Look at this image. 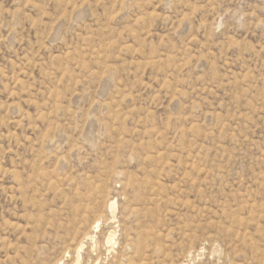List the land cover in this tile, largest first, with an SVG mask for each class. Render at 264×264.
Here are the masks:
<instances>
[{
  "label": "rangeland",
  "instance_id": "obj_1",
  "mask_svg": "<svg viewBox=\"0 0 264 264\" xmlns=\"http://www.w3.org/2000/svg\"><path fill=\"white\" fill-rule=\"evenodd\" d=\"M0 264H264V0H0Z\"/></svg>",
  "mask_w": 264,
  "mask_h": 264
},
{
  "label": "bare ground",
  "instance_id": "obj_2",
  "mask_svg": "<svg viewBox=\"0 0 264 264\" xmlns=\"http://www.w3.org/2000/svg\"><path fill=\"white\" fill-rule=\"evenodd\" d=\"M98 188H99V187H98ZM96 189H97V188H96ZM88 190H89V189H88ZM91 190H92V189H91ZM91 190H90V191H91ZM93 190H94V189H93ZM86 191H87V190H86ZM78 192H80V191H78ZM84 192H85V191H84ZM86 193H87V192H86ZM90 193H91V192H90ZM93 193H94V191H93ZM79 194H80V193H79ZM91 194H92V193H91ZM91 194H89V196H90ZM96 194H97V193H96ZM96 194H95V195H96ZM77 195H78V193H77ZM98 195H99V193H98ZM78 196H81V197H82L83 195L80 194V195H78ZM78 196H77V197H78ZM92 196H93V194H92ZM93 197H94V196H93ZM78 198H79V197H78ZM84 199H85V198H84ZM84 199H83V200H84ZM95 199L97 200L98 198H95ZM76 200H80V199H76ZM83 200H82V201H83ZM82 201H81V202H82ZM88 201H89V200H88ZM88 201H87V202H88ZM81 202H80V203H81ZM92 202H93V201H92ZM92 202H91V203H92ZM77 203H79V202H77ZM83 203H84V202H83ZM111 203H112V202H111ZM95 204H96V203H95ZM83 205H85V204H83ZM88 205H89V203H88ZM89 206H91V205H89ZM99 206H100V205H99ZM74 207H76V206H74ZM74 207H73V208H74ZM82 207H83V206L81 205V208H82ZM93 207H95V206H93ZM73 208H72V209H73ZM76 208H77V207H76ZM83 208H84V207H83ZM96 208H97V207H96ZM98 208H99V207H98ZM91 209H92V207H91ZM72 211H73V210H72ZM75 211H76V210H74L73 213H74ZM81 212H82V211H81ZM81 212H80V213H81ZM82 213L84 214V211H83ZM71 215L73 216V215H75V214H71ZM79 215H80V214H79ZM75 216H76V215H75ZM76 217H77V216H76ZM74 218H75V217H74ZM78 218H79V217H78ZM78 218H77V219H78ZM77 219H76V220H77ZM74 220H75V219H74ZM74 222H75V221H74ZM80 222H81V221H80ZM80 222H79V223H80ZM75 223H76V222H75ZM77 224H78V223H77ZM72 225H73V224H72ZM74 227H76V225H74ZM73 229H74V228H73ZM92 237H93V236H92ZM85 238H86V237H85ZM92 240H93V239H92ZM70 243H71V242H70ZM73 243H74V242H73ZM91 243H92V242H91ZM79 245H80V244H79ZM82 245H83V244H82ZM90 246H91V245H90ZM69 253H70V250H69ZM65 256H66V255H65Z\"/></svg>",
  "mask_w": 264,
  "mask_h": 264
}]
</instances>
